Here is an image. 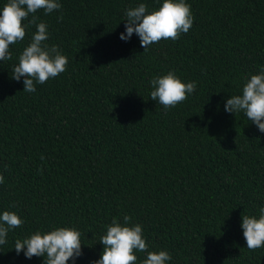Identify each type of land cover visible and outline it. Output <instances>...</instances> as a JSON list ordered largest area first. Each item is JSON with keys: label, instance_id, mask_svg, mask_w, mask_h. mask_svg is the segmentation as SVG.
<instances>
[{"label": "trees", "instance_id": "16d2710c", "mask_svg": "<svg viewBox=\"0 0 264 264\" xmlns=\"http://www.w3.org/2000/svg\"><path fill=\"white\" fill-rule=\"evenodd\" d=\"M60 2L36 15L68 57L66 71L32 93L12 79L34 24L0 63V211L25 221L0 246V264H43L17 255L14 241L55 226L81 231L77 264H89L104 226L124 215L170 264H264V247L246 248L240 228L241 215L264 204V133L222 104L264 66V0H187L189 31L146 51L135 34L119 39L121 20L157 0ZM169 70L197 87L166 110L148 81Z\"/></svg>", "mask_w": 264, "mask_h": 264}, {"label": "clouds", "instance_id": "9594fccd", "mask_svg": "<svg viewBox=\"0 0 264 264\" xmlns=\"http://www.w3.org/2000/svg\"><path fill=\"white\" fill-rule=\"evenodd\" d=\"M158 7L148 10L145 2H139L124 10V31L119 39L128 42L133 34L146 51L153 43L163 39L176 40L186 34L193 25L191 5L187 0H157ZM60 0H6L0 7V63L12 58L10 45L23 40L30 25L35 31L12 65L11 77L23 85V91L35 92L36 86L56 78L66 71L68 57L56 44H49V26L43 20L37 23L36 13L45 15L60 10ZM31 16V19L29 17ZM62 18V17H61ZM149 95L167 110L191 96L197 87L196 81H182L175 70L156 75L148 81ZM223 111L240 115L264 133V66L250 74L238 93L222 98ZM5 177L0 173V184ZM240 228L246 248L264 247V204L258 208V215H241ZM16 211H0V246L8 243L9 233L24 224ZM102 246L99 258L89 264H137V253L143 252L139 264H170L172 256L167 249L149 250V242L140 223L131 217H113L98 241ZM82 233L75 226H55L50 230L37 229L27 236L16 238V254L23 253L26 259L40 257L43 264H77L83 255Z\"/></svg>", "mask_w": 264, "mask_h": 264}]
</instances>
